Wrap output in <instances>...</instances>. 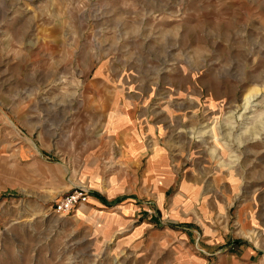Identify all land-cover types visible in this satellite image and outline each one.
<instances>
[{
  "label": "rangeland",
  "instance_id": "obj_1",
  "mask_svg": "<svg viewBox=\"0 0 264 264\" xmlns=\"http://www.w3.org/2000/svg\"><path fill=\"white\" fill-rule=\"evenodd\" d=\"M0 264H264V0H0Z\"/></svg>",
  "mask_w": 264,
  "mask_h": 264
},
{
  "label": "built area",
  "instance_id": "obj_2",
  "mask_svg": "<svg viewBox=\"0 0 264 264\" xmlns=\"http://www.w3.org/2000/svg\"><path fill=\"white\" fill-rule=\"evenodd\" d=\"M89 196V190L82 188L67 195H64L55 205L58 213H68L72 211L78 204H81Z\"/></svg>",
  "mask_w": 264,
  "mask_h": 264
},
{
  "label": "crops",
  "instance_id": "obj_3",
  "mask_svg": "<svg viewBox=\"0 0 264 264\" xmlns=\"http://www.w3.org/2000/svg\"><path fill=\"white\" fill-rule=\"evenodd\" d=\"M102 147H103V145L99 146L97 149L100 150V148L102 149ZM95 152H96V150H95ZM97 152H98V151H97ZM59 194L62 195V194H64V193H59ZM94 196H95V197H94ZM93 197H94V198H93ZM90 199H93L92 202L95 203V204H99V205L101 204V201H104V202H105L104 198H103L102 196H100L99 194H96V193H95V195L91 196ZM77 219H78V218H77ZM88 219L91 220V221L89 222V224L92 223V221H93L92 218L89 217ZM78 220H80V219H78Z\"/></svg>",
  "mask_w": 264,
  "mask_h": 264
}]
</instances>
